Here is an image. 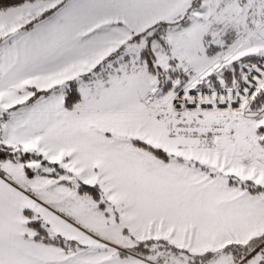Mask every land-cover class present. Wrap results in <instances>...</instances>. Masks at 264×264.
<instances>
[{"label": "snow or ice", "instance_id": "snow-or-ice-1", "mask_svg": "<svg viewBox=\"0 0 264 264\" xmlns=\"http://www.w3.org/2000/svg\"><path fill=\"white\" fill-rule=\"evenodd\" d=\"M0 264H264V0H0Z\"/></svg>", "mask_w": 264, "mask_h": 264}]
</instances>
